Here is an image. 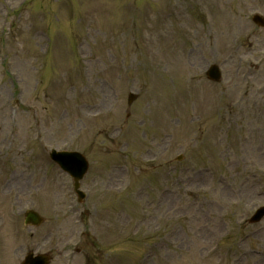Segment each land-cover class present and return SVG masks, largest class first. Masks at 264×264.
<instances>
[{"label": "rangeland", "instance_id": "1", "mask_svg": "<svg viewBox=\"0 0 264 264\" xmlns=\"http://www.w3.org/2000/svg\"><path fill=\"white\" fill-rule=\"evenodd\" d=\"M253 14L264 0H0V264H264ZM43 146L87 157L83 204Z\"/></svg>", "mask_w": 264, "mask_h": 264}, {"label": "water", "instance_id": "2", "mask_svg": "<svg viewBox=\"0 0 264 264\" xmlns=\"http://www.w3.org/2000/svg\"><path fill=\"white\" fill-rule=\"evenodd\" d=\"M257 21H261L259 18H255ZM210 76L214 80H219L220 75L215 66H212L210 69ZM51 155L56 156L62 166L72 175L76 182L77 187V179H80L81 176L84 174L87 164L84 158L77 154H69V153H55L52 152ZM263 209L258 211L257 216L253 220H258L259 217L262 215ZM27 220L37 224L39 222V217L36 214L27 215ZM27 222V221H26ZM48 259L46 256H37L32 257V254H28L22 264H47Z\"/></svg>", "mask_w": 264, "mask_h": 264}]
</instances>
